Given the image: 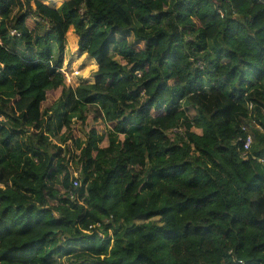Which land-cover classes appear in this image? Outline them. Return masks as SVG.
Returning <instances> with one entry per match:
<instances>
[{"label": "trees", "instance_id": "1", "mask_svg": "<svg viewBox=\"0 0 264 264\" xmlns=\"http://www.w3.org/2000/svg\"><path fill=\"white\" fill-rule=\"evenodd\" d=\"M0 63V264H264V0H0Z\"/></svg>", "mask_w": 264, "mask_h": 264}, {"label": "rangeland", "instance_id": "2", "mask_svg": "<svg viewBox=\"0 0 264 264\" xmlns=\"http://www.w3.org/2000/svg\"><path fill=\"white\" fill-rule=\"evenodd\" d=\"M46 4L51 5L52 7L59 8L64 2L67 0H42ZM25 8L16 9L13 13V16H15L17 13L24 12ZM38 22L41 23L40 26H37ZM9 23V22H8ZM28 27L30 29H35L33 31L34 36L41 35L42 32L46 31L48 24L44 23L39 19L38 17H31V19L27 22ZM12 25H8V30H11ZM67 42L65 44V50H64V68L62 74L65 76V82L68 87H71L73 89L77 88L81 84H90L94 82L93 75L97 72L98 67L93 59L88 57L86 54H79L77 52V39L74 35V29L71 28L69 33L66 36ZM18 50L20 53H24L25 46L24 43L21 41H18ZM118 60V57L116 58ZM61 94V91L57 92L55 95H52L50 98V103H53L56 98H58ZM188 115L193 117L196 115L195 110L191 109L188 111ZM100 123V122H99ZM94 121L92 117H89L88 123L86 126L81 127L80 129L82 133L88 131L89 126L94 125ZM246 126V125H245ZM106 129L101 128L100 133L105 134ZM103 147L108 146V141L106 140L103 145ZM72 177L78 178L79 172L77 170H71ZM1 187V186H0ZM65 264H68L65 262Z\"/></svg>", "mask_w": 264, "mask_h": 264}, {"label": "built area", "instance_id": "3", "mask_svg": "<svg viewBox=\"0 0 264 264\" xmlns=\"http://www.w3.org/2000/svg\"><path fill=\"white\" fill-rule=\"evenodd\" d=\"M10 36L13 37V38L19 39L21 37V34L17 30L14 29V30H11L10 31ZM1 67L3 68L2 65H1ZM252 143H253V138H252L251 135H249V137L247 138V140H245V142H244V150L246 152L249 151V149L252 146ZM75 179H76V181L74 182V186L75 187H78L79 186V180H78L77 177Z\"/></svg>", "mask_w": 264, "mask_h": 264}, {"label": "clouds", "instance_id": "4", "mask_svg": "<svg viewBox=\"0 0 264 264\" xmlns=\"http://www.w3.org/2000/svg\"><path fill=\"white\" fill-rule=\"evenodd\" d=\"M11 30H14V29H11ZM11 30H10V31H11ZM1 65H2V64L0 63V68H2ZM2 66H3V65H2ZM62 71H63V70H62Z\"/></svg>", "mask_w": 264, "mask_h": 264}]
</instances>
